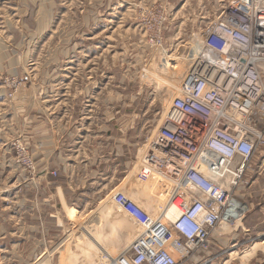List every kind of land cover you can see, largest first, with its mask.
Instances as JSON below:
<instances>
[{"label":"rangeland","instance_id":"1","mask_svg":"<svg viewBox=\"0 0 264 264\" xmlns=\"http://www.w3.org/2000/svg\"><path fill=\"white\" fill-rule=\"evenodd\" d=\"M231 1L0 0V264H106L103 255L116 256L133 239L138 226L111 196L122 191L139 203L136 191L153 206L163 199L136 179L140 158L170 112L191 47ZM77 125L86 136L78 159L86 162L49 168L41 184L18 166L17 140L30 130L70 146ZM35 195L57 200L60 232L40 200L30 222ZM237 197L242 219L222 225L206 250L179 264H264V146ZM37 223L43 231L19 246L15 226Z\"/></svg>","mask_w":264,"mask_h":264},{"label":"built area","instance_id":"2","mask_svg":"<svg viewBox=\"0 0 264 264\" xmlns=\"http://www.w3.org/2000/svg\"><path fill=\"white\" fill-rule=\"evenodd\" d=\"M188 61L170 104L182 118L164 117L135 174L163 199L150 210L112 194L139 231L116 256L103 255L106 264H179L244 215L237 190L264 146V0H232L205 25ZM15 150L18 166L34 174L27 142L18 139Z\"/></svg>","mask_w":264,"mask_h":264},{"label":"crops","instance_id":"3","mask_svg":"<svg viewBox=\"0 0 264 264\" xmlns=\"http://www.w3.org/2000/svg\"><path fill=\"white\" fill-rule=\"evenodd\" d=\"M29 117H32L30 120L33 119V116H31L30 114L28 115ZM84 117L81 115V117L79 118V121H81ZM110 120V119H109ZM80 123V122H79ZM39 128H42V125H40ZM84 127H81V125H77L74 130L72 131L73 135H69L68 137L71 138V143L67 146L66 143L63 144L60 141V144H58V140H55V136L50 135L48 133H46V131L44 129H41L40 131H37L36 133H32V131H29V135L26 136V141L30 144V147L33 150V154H34V159L36 161V171L35 174H33V176L31 177L32 180L35 179L36 182L41 184V181L44 180L46 178L45 175L50 176V169H56L58 167H66L68 165L71 166H77L78 162L81 161H87V157L84 156V158H82L83 160H79V152H78V148L81 147L83 141L85 140L86 136H83L85 129H83ZM49 130V129H48ZM86 132V131H85ZM31 133V134H30ZM62 136H64V133L62 134ZM112 135L109 133L107 135V143L109 144V139H112ZM61 146V147H60ZM71 147V149L69 148ZM59 149V150H58ZM50 168V169H49ZM134 168V165H131V167L129 168L130 170L127 173H130ZM51 171V170H50ZM126 171V169L124 170ZM22 174H18L17 175V179H27V178H22L21 176ZM128 176V174H125L123 176H117L116 178L114 177V179H125ZM122 177V178H121ZM112 178V177H110ZM120 181V180H119ZM136 192V191H135ZM132 193L133 197L139 202V204H141L143 207H146L150 210L153 209V205L150 203L149 198L145 197V196H141L138 192L136 193ZM19 200L22 199V194L21 192L17 193ZM44 195H41V197H38L35 195V198H32V201L30 203V222L32 221L31 219L33 218L34 215H37L40 207L38 208V200L42 201L43 207H41V209L45 208V205L48 206L46 207V209H48L47 212L48 216H50V218H55L52 219V223L50 228H53L54 226H56V230H58L59 232L61 231L60 229H57L58 227L62 226L61 221L59 222V216L62 218L63 217V209H61L59 211V208H55V203L57 202V200L54 198L55 202H51V199H48V197H43ZM55 196L58 195L57 193L55 194ZM58 202L60 204V207H62V203L60 201V198H58ZM150 204V205H149ZM51 206V207H49ZM54 209H53V207ZM151 206V207H150ZM150 207V208H149ZM43 215H45V213H43ZM32 223V222H31ZM43 224H29V225H21L18 224L17 226H15L14 228V238L19 239L18 244L20 246V244L22 243L21 240L23 241H28V236L30 238L31 235H29V233L33 230H35L38 233V229L40 231H43ZM48 228V227H47ZM54 229V230H55ZM53 230V229H51ZM15 233H18L17 237H15ZM22 233L23 235H26L22 237ZM28 235V236H27ZM47 237L50 238V235H47ZM23 238V239H22ZM56 238L61 239L58 237V235L56 236ZM134 238V237H133ZM120 242H124V239L119 240ZM132 241V240H131ZM130 241V242H131ZM115 242V241H114ZM116 245V244H114Z\"/></svg>","mask_w":264,"mask_h":264},{"label":"bare ground","instance_id":"4","mask_svg":"<svg viewBox=\"0 0 264 264\" xmlns=\"http://www.w3.org/2000/svg\"><path fill=\"white\" fill-rule=\"evenodd\" d=\"M199 42V41H198ZM191 45H193V44H191ZM176 66H174V68H175ZM173 68V67H172ZM180 69H182V67L180 68ZM179 72H180V70H179ZM179 74V73H178ZM167 115L168 116H171L173 119H176V120H178L179 118H182V115H181V113H179L178 111H176V110H174V109H170V112L169 113H167ZM157 196V195H156ZM153 202V201H152ZM154 204V203H153ZM150 205V204H149ZM240 206H241V212H244L245 211V206L242 204V203H240ZM151 207V206H150ZM149 207V208H150ZM111 214V213H110ZM168 216H171V214L170 213H168L167 214ZM134 223V222H133ZM133 223H132V225H133ZM130 234H131V232H130ZM101 243V242H100ZM94 245V244H93ZM97 245L98 244H96L95 245V247H97ZM111 247H113V246H111ZM99 248H100V246H99ZM107 252H108V250H107ZM112 256V255H111ZM107 258H109V256L107 257Z\"/></svg>","mask_w":264,"mask_h":264}]
</instances>
